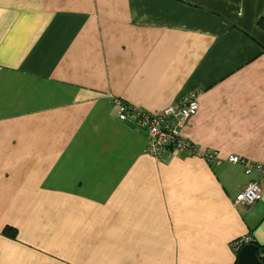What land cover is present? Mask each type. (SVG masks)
Here are the masks:
<instances>
[{"label":"crops","instance_id":"crops-1","mask_svg":"<svg viewBox=\"0 0 264 264\" xmlns=\"http://www.w3.org/2000/svg\"><path fill=\"white\" fill-rule=\"evenodd\" d=\"M264 0H0V264H234L264 245ZM196 94L181 133L220 162L146 152L119 102ZM252 205L236 202L251 181ZM16 236L5 234L6 227Z\"/></svg>","mask_w":264,"mask_h":264},{"label":"built area","instance_id":"built-area-1","mask_svg":"<svg viewBox=\"0 0 264 264\" xmlns=\"http://www.w3.org/2000/svg\"><path fill=\"white\" fill-rule=\"evenodd\" d=\"M198 109L196 94L185 97L179 104H171L159 112H147L126 103L119 102V118L126 120L129 117L136 124L147 130L149 139L146 152L157 161H165L171 151H185L189 155L202 156L209 162H220L218 154L213 150L200 151L198 146L188 139L183 138L181 129L187 123L190 116ZM225 161L233 164H241L246 174L257 171L264 175V165L260 162L248 161L238 155L231 154ZM261 196V187L255 180H251L236 196V202L246 205L254 204ZM253 242L247 235L231 243L233 249H239L246 243ZM264 255L261 254L263 261ZM264 263V261H263Z\"/></svg>","mask_w":264,"mask_h":264},{"label":"water","instance_id":"water-1","mask_svg":"<svg viewBox=\"0 0 264 264\" xmlns=\"http://www.w3.org/2000/svg\"><path fill=\"white\" fill-rule=\"evenodd\" d=\"M261 254L264 255V246L259 248L254 242L246 243L239 249L236 264H264Z\"/></svg>","mask_w":264,"mask_h":264},{"label":"trees","instance_id":"trees-1","mask_svg":"<svg viewBox=\"0 0 264 264\" xmlns=\"http://www.w3.org/2000/svg\"><path fill=\"white\" fill-rule=\"evenodd\" d=\"M259 24L260 25H264V22H263V18H261L259 20ZM5 234L8 235L9 237H15L16 236V229H14L13 227H6L5 230H4ZM254 242V241H253ZM255 244H257L259 246V248H262L264 245H259L257 242H254ZM242 247V246H241ZM240 247V248H241ZM239 248V249H240ZM239 249H233V252L235 254V261H234V264H236V261H237V256H238V252H239ZM263 261H264V258H263Z\"/></svg>","mask_w":264,"mask_h":264},{"label":"rangeland","instance_id":"rangeland-1","mask_svg":"<svg viewBox=\"0 0 264 264\" xmlns=\"http://www.w3.org/2000/svg\"><path fill=\"white\" fill-rule=\"evenodd\" d=\"M147 131V130H146ZM148 139H149V134H148Z\"/></svg>","mask_w":264,"mask_h":264}]
</instances>
